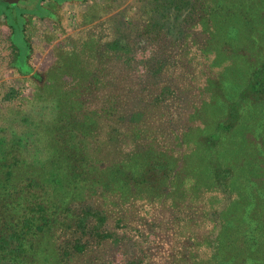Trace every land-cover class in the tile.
<instances>
[{
    "label": "trees",
    "instance_id": "trees-1",
    "mask_svg": "<svg viewBox=\"0 0 264 264\" xmlns=\"http://www.w3.org/2000/svg\"><path fill=\"white\" fill-rule=\"evenodd\" d=\"M39 1L0 7L13 33L22 13L42 11ZM143 9L131 38L105 34L88 50L96 33L87 31L83 46L59 47L51 72L71 78L44 81L56 114L0 136V264L110 263L113 246L126 239V256L135 247L118 228L140 236L153 225L147 264H264V196L255 194L264 180L236 205L238 166L223 163L219 135L247 105L263 117L264 0H148ZM221 30L225 54L212 57ZM141 49L149 54L139 60ZM200 56L207 79L194 83ZM247 61L231 122L213 118L227 70ZM260 130L264 169V122Z\"/></svg>",
    "mask_w": 264,
    "mask_h": 264
},
{
    "label": "rangeland",
    "instance_id": "rangeland-1",
    "mask_svg": "<svg viewBox=\"0 0 264 264\" xmlns=\"http://www.w3.org/2000/svg\"><path fill=\"white\" fill-rule=\"evenodd\" d=\"M30 1L32 0H22L14 5L23 8ZM147 2L148 0H40L39 4L42 8L40 13H22L23 28L18 34L13 33L8 19L1 12L0 136L10 138L16 132L31 130L33 126L50 121L56 114L55 100L49 94L52 86L45 85L44 81L49 77L52 82L60 81L62 78L66 80L71 78L70 74L58 77L51 72L59 47L71 49L73 46H83L81 42L84 40L80 39L87 31L96 33L92 42L85 43L88 50L95 47L94 40L96 41V38L103 37L105 34L109 38L135 36L137 26L143 18V7ZM5 3V0H0V7L2 8ZM223 34L222 30L219 31V36L214 40L212 57L216 51L225 54L222 51ZM243 36L244 34L241 35V37ZM231 43L234 46L239 44H235V40H231ZM148 54L149 49H141L137 51L136 57L142 60ZM193 66H197V77L194 83H200L203 78L206 80V62L202 56L199 59L194 58ZM253 66L254 62L247 61L236 65L235 69L227 70L229 75L226 74L225 82L229 85V92L220 97L223 98L220 101L221 108L212 110L213 118L219 121L224 120L226 123L227 120L231 122L233 117L229 119L228 116L233 112L231 113L230 109H227V104L230 103V99H235L238 92L244 90V80ZM233 78L236 83L232 84ZM207 84V88L212 86L211 83ZM247 106L240 109L241 116L235 119L234 129L229 131L227 128V131L219 134L222 136L223 142L221 150L223 163L227 162L238 166L233 182L236 205H241L243 198L248 191L250 192L248 184L250 185L254 180H264L263 161L258 160L254 152V147L258 145V141L254 137L262 136V133L259 132H261L260 127L264 122V111L263 117H261L258 114L260 111L255 112L252 107L248 106L247 108ZM249 109L250 114H247ZM238 120H240L239 123ZM253 188L257 190L258 187L254 185L251 189ZM255 194L257 197L264 196L260 191ZM207 196L209 197V195ZM243 206H245L244 203ZM229 215L234 216L232 212ZM230 220L236 221V219ZM158 231H160L159 226L153 225L145 228L140 236H136L135 233L131 234L125 228H118L116 232L120 235L128 236L130 234L134 238L133 255L126 256L127 241L124 239L118 249L113 246L114 250L108 252L112 261L103 264H127V261L133 264H147L149 258L146 255V249L153 240V237L148 234L154 236Z\"/></svg>",
    "mask_w": 264,
    "mask_h": 264
},
{
    "label": "water",
    "instance_id": "water-1",
    "mask_svg": "<svg viewBox=\"0 0 264 264\" xmlns=\"http://www.w3.org/2000/svg\"><path fill=\"white\" fill-rule=\"evenodd\" d=\"M7 3L13 5V4H16L18 1L20 0H5Z\"/></svg>",
    "mask_w": 264,
    "mask_h": 264
}]
</instances>
